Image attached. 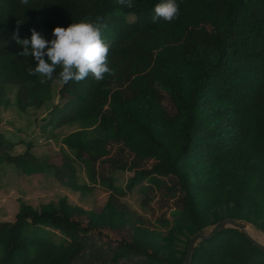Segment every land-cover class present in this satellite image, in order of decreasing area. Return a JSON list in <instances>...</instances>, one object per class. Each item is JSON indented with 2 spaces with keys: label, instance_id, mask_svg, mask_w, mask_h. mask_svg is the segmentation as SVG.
I'll return each instance as SVG.
<instances>
[{
  "label": "trees",
  "instance_id": "trees-1",
  "mask_svg": "<svg viewBox=\"0 0 264 264\" xmlns=\"http://www.w3.org/2000/svg\"><path fill=\"white\" fill-rule=\"evenodd\" d=\"M160 2L133 0L129 8L117 0H29L27 5L0 0V33L8 36V54L0 56V111L15 106L22 113L41 112L55 99L54 79L41 83L43 77L28 72L35 68V59L18 55L23 49L12 39L17 20L23 22L21 38H30L35 28L51 40L57 26L102 17L113 72L102 81L91 74L80 82L69 81L59 91L62 95L75 89L76 100L54 106L40 124L45 140L55 138L61 145L62 164L46 168L75 192L86 190L73 165L77 160L85 163L94 181L113 192L118 172L144 181L177 179L183 210L165 239L150 233L153 252L146 257L148 264H184L191 238L222 220L245 221L264 234V0H176L179 17L154 23ZM202 22L212 23V34L199 38L196 27ZM141 40L157 42L164 53L150 60L145 51L136 50ZM116 73H126L127 81L145 77L147 84L171 89L175 113L169 122L163 120L161 99L148 87L131 99L110 95L107 86ZM112 98L113 104L106 103ZM111 109L114 119L103 113ZM72 124L80 128L59 137L56 132ZM6 133L0 132V166L37 172L40 158L27 148L16 152L21 144ZM115 198L100 212L90 213L83 241L64 247L37 244L26 233L29 227H43L75 234L68 199L40 208L19 200L15 219L0 224V264H78L86 237L100 227L126 223ZM128 249L125 245L122 252H114L112 263L124 255L129 259ZM192 264H264V252L238 229H228L199 243Z\"/></svg>",
  "mask_w": 264,
  "mask_h": 264
},
{
  "label": "rangeland",
  "instance_id": "rangeland-1",
  "mask_svg": "<svg viewBox=\"0 0 264 264\" xmlns=\"http://www.w3.org/2000/svg\"><path fill=\"white\" fill-rule=\"evenodd\" d=\"M129 20L132 22L134 17L130 16ZM192 27L195 28V25ZM196 30L199 38L209 36L212 34V23L202 22L199 27H196ZM7 38V35L0 33V56L3 58L8 54ZM136 50L145 51V55L150 60H153L155 54L164 53V49L153 40L137 42ZM127 78L126 73H116L107 86L110 95H114L116 92L123 99H131L142 88L148 87L156 97L161 99L163 120L169 122L175 113L173 91L166 87L147 84L145 77L128 81ZM53 79L55 99L41 112L27 109V112L22 113L15 106L3 108L0 111V131L7 129L11 140L15 142L23 140L31 154L40 158L35 162L39 169L34 173H30L24 167L0 168V224L15 219L19 200L32 203L34 207L39 208L46 203H58L61 197L66 196L61 191L65 188L61 186L59 189L57 182L53 180L55 177L52 179L54 171L52 169L48 171L46 168L50 163L62 164V158L59 157L61 150H55V138L50 141L45 140L44 135L40 132V124L42 120L49 117V112L54 106H61L67 100H76V92L75 89H68L61 95L59 91L64 87V84L59 80V71H55ZM117 95L115 96L118 97ZM8 97L10 100H14L11 90ZM115 98L109 99L106 103L113 104ZM103 113L114 119L113 109L104 110ZM79 128L78 124H72L67 126L66 131H62V133L69 134ZM25 146L18 145L16 152L25 151ZM22 161L26 163V159H22ZM73 165L80 184L86 186L84 192L74 195L73 191L65 189L71 193L72 197L69 205L74 212L72 220L77 224L75 234H69V230L64 228L44 229L43 227H29L25 233L35 240V243L41 245L64 247L71 243L81 242L85 234L82 228H87L90 213L100 212L106 202L112 196H116L118 197L115 198L117 208L119 212L125 214L126 223L100 227L97 232L86 237L87 245L84 256L78 264H113L114 252H122L120 248L125 245H128V252L132 253L131 257L128 259L124 255L118 264H148L146 254L153 252L148 245L150 233H159L165 239L169 230L175 225L176 219L179 218L178 212L183 210L184 193L177 179L151 178L144 181L138 179L133 173L118 172L113 180L115 190L113 192L108 188V185L94 181L90 177L85 163L77 160ZM39 185L42 186V193L47 197L36 201L31 196L38 194ZM247 225L255 228L251 224ZM211 229L208 228L205 231L209 232ZM255 230L257 229L255 228ZM257 231L260 232L261 240L264 243V234ZM178 246L182 248V242ZM170 247L173 251V244H170Z\"/></svg>",
  "mask_w": 264,
  "mask_h": 264
},
{
  "label": "clouds",
  "instance_id": "clouds-1",
  "mask_svg": "<svg viewBox=\"0 0 264 264\" xmlns=\"http://www.w3.org/2000/svg\"><path fill=\"white\" fill-rule=\"evenodd\" d=\"M22 5H27L29 0H20ZM117 3L133 7V0H117ZM179 4L176 0H161L154 8L153 22L164 20L171 22L179 17ZM17 20L16 30L12 39L22 47L19 56H31L35 59V68H29L30 75L39 74L46 83L53 79L56 68L59 66V80L62 84L69 81L80 82L91 74L96 81H102L105 74H112L109 67V45L102 37L107 25L103 18L97 16L82 18L77 23L68 27L57 26L53 30V39L48 40L35 28L31 29L30 38H21L20 25ZM47 57V59H45Z\"/></svg>",
  "mask_w": 264,
  "mask_h": 264
},
{
  "label": "water",
  "instance_id": "water-1",
  "mask_svg": "<svg viewBox=\"0 0 264 264\" xmlns=\"http://www.w3.org/2000/svg\"><path fill=\"white\" fill-rule=\"evenodd\" d=\"M247 224L248 223L245 221H236L233 219H226V220L220 221L215 226H213L209 232L202 231V232L196 233L189 241V244L186 250L184 264H192L194 250L198 246L199 243H201L202 241L211 240L217 234H221L222 232L228 229H238L239 231H241L242 234L246 236L248 240H250L262 252H264V245L259 243L251 235H249V233H247L246 231Z\"/></svg>",
  "mask_w": 264,
  "mask_h": 264
},
{
  "label": "crops",
  "instance_id": "crops-1",
  "mask_svg": "<svg viewBox=\"0 0 264 264\" xmlns=\"http://www.w3.org/2000/svg\"><path fill=\"white\" fill-rule=\"evenodd\" d=\"M66 129H67V127L66 128H63V129H61V130H59L58 132H56V133H58V135H59V137L61 136V137H64L65 135H67V134H64V133H62V131H66ZM8 130L6 129V130H4V131H0V132H7ZM60 133H61V135H60ZM6 134H9V133H6ZM33 142V141H32ZM57 142V141H56ZM55 142V143H56ZM20 144H23L24 146H25V142L22 140L21 142H19ZM25 148H27L26 146H25ZM55 150L56 151H60L61 150V145L60 144H58V143H56V145H55ZM8 167H15V168H17L16 166H14V165H7V164H5V165H1V169L2 168H8ZM116 176V175H115ZM53 175H52V179H53ZM55 182H57V185H58V187H59V189H61L60 187L62 186L60 183H58V181L54 178L53 179ZM63 187V186H62ZM65 188V187H64ZM65 189H67V188H65ZM65 189H61V191L63 192V194H65L66 196V198L68 199V202L70 203L71 202V199H72V197H71V193L69 192V191H67V190H65ZM70 191H72V190H70ZM81 193V192H80ZM69 196H68V195ZM72 194L74 195V194H78V192H75V191H73L72 192ZM46 197H47V195L46 194H43L42 193V186L41 185H39V188H38V194H36V195H33V196H31V198L32 199H34V200H36V201H40L42 198H44V199H46ZM61 198H64V197H61ZM60 198V199H61ZM30 199V198H29ZM59 199V200H60ZM58 200V201H59ZM26 203V202H25ZM27 204H29V205H31V206H33L34 207V205L32 204V203H27ZM47 204V203H46ZM78 205H80V204H78ZM34 208H37V207H34ZM40 208V207H39ZM18 212H19V202H18ZM17 212V213H18Z\"/></svg>",
  "mask_w": 264,
  "mask_h": 264
},
{
  "label": "bare ground",
  "instance_id": "bare-ground-1",
  "mask_svg": "<svg viewBox=\"0 0 264 264\" xmlns=\"http://www.w3.org/2000/svg\"><path fill=\"white\" fill-rule=\"evenodd\" d=\"M246 231L247 233H249V235H251L255 240H257L259 243L263 244L262 242V236L260 234V232H258L257 230H255V228H252L250 225L246 226Z\"/></svg>",
  "mask_w": 264,
  "mask_h": 264
}]
</instances>
